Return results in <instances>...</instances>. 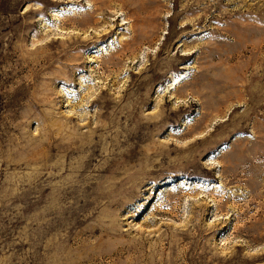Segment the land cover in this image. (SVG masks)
<instances>
[{"label": "rangeland", "instance_id": "obj_1", "mask_svg": "<svg viewBox=\"0 0 264 264\" xmlns=\"http://www.w3.org/2000/svg\"><path fill=\"white\" fill-rule=\"evenodd\" d=\"M0 264H264V0H0Z\"/></svg>", "mask_w": 264, "mask_h": 264}]
</instances>
